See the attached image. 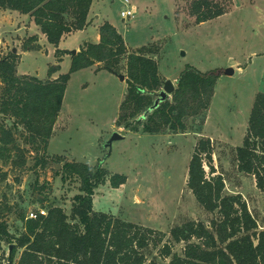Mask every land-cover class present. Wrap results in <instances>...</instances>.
<instances>
[{"label": "rangeland", "instance_id": "rangeland-1", "mask_svg": "<svg viewBox=\"0 0 264 264\" xmlns=\"http://www.w3.org/2000/svg\"><path fill=\"white\" fill-rule=\"evenodd\" d=\"M123 1L92 0L94 26L60 40L58 50L64 53L61 60L46 38L39 41L38 50H23L22 45L30 35L39 34L33 20L0 9V57L13 51L18 53L16 71L20 76L46 80L49 68L54 65H59L57 77L67 74L72 52L82 48L96 25L107 21L118 29L128 52L143 47L157 49L149 57L156 61L160 76L165 77L163 81H171L175 86V78L187 65L204 73L215 72L217 81L208 110L186 119L184 133L126 131L115 125L126 93L125 81L106 70L97 71V65L70 74L48 151L44 152L41 146L37 151L36 146L26 145L23 137L27 133L22 128L15 133L20 147L28 149L26 166L23 169L11 164L1 166L5 177L0 180V209L4 207L0 220L6 223L10 235L17 238L22 233L21 215L28 218L31 212L55 205L70 217L73 198L79 193L78 181L61 179L62 164L70 161L91 166L101 162L110 174L127 178L126 184L116 190L109 183L95 189V211L161 231L167 237L171 228L187 221L208 226L217 214L199 206L186 180L196 143L209 139L215 175L223 179L224 194L241 195L258 228H264V192L256 188L253 177L237 170L235 161V149L242 144L254 99L258 93L264 94V0H230L231 8L224 15L202 24H195L189 15L195 0H127L133 13L127 20L120 17L125 8ZM29 23L34 29L25 38ZM226 69H232L234 74L224 75ZM119 72L126 79L125 58ZM1 88L0 84V93ZM0 122L8 128L13 125L12 119L2 116ZM114 133L123 138L114 141L110 149L105 148ZM55 157H60L61 163H56ZM43 159L48 161L46 167L41 162L36 165ZM204 169L209 176L206 161ZM39 198L46 199L43 206L38 203ZM183 248L184 244L175 245L172 253L181 255ZM21 252H16L12 264ZM145 254L146 264L170 261L160 258L152 246ZM8 255L9 247L3 244L0 264L8 260Z\"/></svg>", "mask_w": 264, "mask_h": 264}, {"label": "trees", "instance_id": "trees-1", "mask_svg": "<svg viewBox=\"0 0 264 264\" xmlns=\"http://www.w3.org/2000/svg\"><path fill=\"white\" fill-rule=\"evenodd\" d=\"M92 0H0V9L29 16L47 42L63 52L58 45L63 36L88 26ZM230 0H195L189 15L195 24H202L224 15ZM99 42L86 44L71 56L67 74L51 76L58 65L48 70L49 79L17 74L19 56L9 52L0 57V116L13 120L8 128L0 122V180H4L2 165L26 166L28 149L20 147L15 133L22 128L26 145L41 146L47 151L53 127L62 108L70 74L97 65L120 75L119 66L125 58L126 93L119 106L115 125L126 131L142 134H177L186 131L185 120L198 117L211 104L217 81L215 72H201L185 66L176 79L175 90L158 107L148 112L163 87L157 63L149 56L157 52L143 47L128 52L123 37L109 22L98 29ZM33 36L22 45L23 50H38ZM61 163L60 157H55ZM210 169L207 176L204 162ZM209 139H200L192 153L187 188L202 209L216 213L209 225L187 221L161 231L145 229L114 215L93 209L94 191L109 183L112 189L126 184L123 175L110 174L102 163L95 166L80 162H65L61 179L78 181V194L73 198L68 217L58 206L45 207L46 215L29 219L19 217L22 233L14 238L0 220V250L9 247L8 261L13 263L18 250L22 252L15 264H146L145 252L152 246L168 264H264V228L259 229L241 195L224 194L221 175H215ZM235 161L240 173L254 178L256 188L264 192V94L254 99L241 146L235 149ZM44 167L48 161L38 160ZM45 198H39L43 206ZM10 211V208L7 209ZM4 212V207L0 209ZM167 237V238H166ZM184 244L181 255L172 253L175 245ZM148 264H156L149 261Z\"/></svg>", "mask_w": 264, "mask_h": 264}, {"label": "water", "instance_id": "water-1", "mask_svg": "<svg viewBox=\"0 0 264 264\" xmlns=\"http://www.w3.org/2000/svg\"><path fill=\"white\" fill-rule=\"evenodd\" d=\"M14 52V51H13ZM76 54V51L72 52V55ZM234 74V71L232 69H226L224 71V75L232 76ZM120 81H125V77L123 75H117ZM175 90V86L171 81H164L163 87L161 91L158 93V98L154 101L152 107L148 109V111L145 113V115L152 111L153 109L157 108L160 102H163L168 97L171 96L173 91ZM122 135L120 133H114L111 138L106 142L105 148L110 149L112 146V143L116 140L122 139ZM57 167H60L59 165H56Z\"/></svg>", "mask_w": 264, "mask_h": 264}, {"label": "crops", "instance_id": "crops-1", "mask_svg": "<svg viewBox=\"0 0 264 264\" xmlns=\"http://www.w3.org/2000/svg\"><path fill=\"white\" fill-rule=\"evenodd\" d=\"M91 16H93V13H92V11H91V8H90V12H89V15H88V21H89V24H88V26L87 27H85L83 30H81V31H75V32H72V33H76V32H79V33H83L84 31H86V30H88V28L92 25V26H94L93 24H92V20H91ZM95 18H98V16H96ZM32 21V20H31ZM104 22H107V21H104ZM103 22V23H104ZM103 23H100V24H98V25H96L95 26V28H94V30H93V32H92V35L90 36V37H88V41H86L85 43H91V44H96V43H98L99 42V35H98V29H99V27L103 24ZM110 23V22H109ZM111 25H113L114 27H115V25L114 24H112V23H110ZM35 28H37V32H39V34L38 33H34L33 35H30L31 37L32 36H39L38 37V42H37V44H38V46H39V48H40V45H39V41H42L44 38H45V36L43 35V34H41V32L39 31V28L37 27V26H35ZM116 28V27H115ZM32 29H34V25H32L31 26V24L29 23V25L27 26V29H25V32H26V36H25V38H27V36H29V32L32 30ZM117 29V28H116ZM117 31H118V29H117ZM119 32V31H118ZM71 34V33H70ZM70 34H67V35H70ZM67 35H65V36H63L62 38H64V37H66ZM23 39V38H22ZM84 43V44H85ZM83 44V45H84ZM82 45V46H83ZM17 52H18V48L17 49H15ZM78 50H79V48L76 50V52H78ZM18 54V53H17ZM65 57H67V56H65ZM20 58H21V56H20ZM60 60H61V58H60ZM55 66V65H54ZM59 66V65H58ZM87 69H89V68H87ZM162 77V76H161ZM55 78H57V75L54 73L53 74V76H52V78L51 79H55ZM162 78H165V77H162ZM176 79L177 78H175V82H176ZM58 118H59V116H58ZM58 118H57V120H56V123H55V125H54V127H53V132H52V135H53V133H54V128H55V126L57 125V123H58ZM52 137V136H51ZM51 139V138H50ZM49 142H50V140H49ZM48 147H49V143H48ZM48 147H47V151H48ZM49 153V152H48ZM68 162H70V161H68ZM113 190H116V189H113ZM95 211V210H94ZM96 212H101V211H96ZM103 213H105V212H103Z\"/></svg>", "mask_w": 264, "mask_h": 264}, {"label": "built area", "instance_id": "built-area-1", "mask_svg": "<svg viewBox=\"0 0 264 264\" xmlns=\"http://www.w3.org/2000/svg\"><path fill=\"white\" fill-rule=\"evenodd\" d=\"M129 3L127 0H124L123 1V6L125 7L121 12H120V17L123 19V20H127L129 18H132L133 17V13L131 11V9L129 8ZM40 214L42 216H45L46 215V211L44 209H38L36 213H30L28 215V218L29 219H36L37 215ZM1 264H10V262L7 260L6 262L5 261H2Z\"/></svg>", "mask_w": 264, "mask_h": 264}]
</instances>
